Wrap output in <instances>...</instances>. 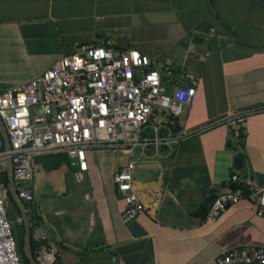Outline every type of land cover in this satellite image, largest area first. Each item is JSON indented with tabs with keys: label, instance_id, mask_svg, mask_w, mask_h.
I'll return each instance as SVG.
<instances>
[{
	"label": "crops",
	"instance_id": "obj_1",
	"mask_svg": "<svg viewBox=\"0 0 264 264\" xmlns=\"http://www.w3.org/2000/svg\"><path fill=\"white\" fill-rule=\"evenodd\" d=\"M107 41L198 78L197 101L184 115L172 122L166 110H155L163 136L264 104V0H0V94L79 44ZM132 159L144 210L124 222L126 204L113 175ZM36 162L32 245L39 223L58 247L54 264H216L229 249L264 246V218L247 198L217 221L196 214L232 187L235 173L264 186V112L171 145L90 149L86 170L62 152L39 154ZM16 204L9 207L22 217L15 232L24 244L25 218Z\"/></svg>",
	"mask_w": 264,
	"mask_h": 264
},
{
	"label": "built area",
	"instance_id": "obj_2",
	"mask_svg": "<svg viewBox=\"0 0 264 264\" xmlns=\"http://www.w3.org/2000/svg\"><path fill=\"white\" fill-rule=\"evenodd\" d=\"M198 98V78L192 72L176 67H158L153 59L134 48H115L111 41L102 45L85 43L62 56L51 67L0 94V115L7 127L12 149L13 179L19 196L34 213L36 204L31 182L40 170L36 156L49 152L66 153L73 165L88 168L90 149L130 151L178 142L195 133L222 124L244 120L264 112V104L252 106L211 121L182 136H163L152 117L164 109L168 119L185 114ZM152 130V135L149 131ZM0 134V264H24L19 242L9 216L10 184L5 179L6 156ZM135 160H130L113 175L117 192L125 201L124 222L144 210L134 187ZM227 186L212 202L208 218L217 221L230 204L242 198L250 200L256 213L264 218V186L250 174L232 175ZM22 221V217L18 218ZM37 243L36 259L54 264L58 247L50 242L39 223L33 225ZM264 264V246L234 248L216 258V264L233 262Z\"/></svg>",
	"mask_w": 264,
	"mask_h": 264
},
{
	"label": "water",
	"instance_id": "obj_3",
	"mask_svg": "<svg viewBox=\"0 0 264 264\" xmlns=\"http://www.w3.org/2000/svg\"><path fill=\"white\" fill-rule=\"evenodd\" d=\"M0 134L3 137L4 141V148L8 152L6 156V172L8 174L9 178V184H10V190L12 197L16 200V202L19 204L21 208L22 215L25 218V234H24V244H23V251L25 256L29 259L30 264H41L37 259L33 251V245H32V226L31 221L29 218L28 210H27V203L19 196L14 179H13V159L11 156V141L9 137V133L7 130V127L0 115ZM236 167L239 169L242 167L243 160L240 158V156H237L235 158Z\"/></svg>",
	"mask_w": 264,
	"mask_h": 264
},
{
	"label": "trees",
	"instance_id": "obj_4",
	"mask_svg": "<svg viewBox=\"0 0 264 264\" xmlns=\"http://www.w3.org/2000/svg\"><path fill=\"white\" fill-rule=\"evenodd\" d=\"M240 156L244 158V154L241 153ZM5 179L7 180V182L9 181L7 172H5ZM242 186H244V185L241 184V183H233L232 184V187L234 189H240V188H242ZM215 198L216 197H213V198L210 199V201L204 202L201 205V207L199 208V210L196 212V214L201 216V217H206L208 215L209 207H210V205L212 204V202L214 201ZM10 201L13 203V205L17 206L15 200L12 197V194H10ZM34 212L38 216V210L35 209ZM18 242H19V250H20V253H21V256H22L23 263L24 264H30L29 259L25 256V254L23 252V234H21V232H20L19 237H18ZM35 246H36V240L34 239L33 240V247L35 248Z\"/></svg>",
	"mask_w": 264,
	"mask_h": 264
},
{
	"label": "rangeland",
	"instance_id": "obj_5",
	"mask_svg": "<svg viewBox=\"0 0 264 264\" xmlns=\"http://www.w3.org/2000/svg\"><path fill=\"white\" fill-rule=\"evenodd\" d=\"M8 211H9L10 218L13 221L14 230L18 229V227H19L18 220H17V217L15 218V214H14V211L12 210L11 206L8 208Z\"/></svg>",
	"mask_w": 264,
	"mask_h": 264
},
{
	"label": "bare ground",
	"instance_id": "obj_6",
	"mask_svg": "<svg viewBox=\"0 0 264 264\" xmlns=\"http://www.w3.org/2000/svg\"><path fill=\"white\" fill-rule=\"evenodd\" d=\"M35 215V214H34ZM35 217V216H34Z\"/></svg>",
	"mask_w": 264,
	"mask_h": 264
}]
</instances>
